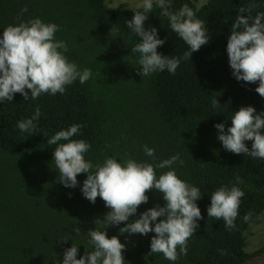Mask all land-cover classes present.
Listing matches in <instances>:
<instances>
[{
	"label": "trees",
	"instance_id": "obj_1",
	"mask_svg": "<svg viewBox=\"0 0 264 264\" xmlns=\"http://www.w3.org/2000/svg\"><path fill=\"white\" fill-rule=\"evenodd\" d=\"M108 1L0 0V34L8 25L35 18L54 23L59 27L55 39L66 42L69 49L64 53L68 61L92 72L88 81L81 84L77 79L63 94L45 93L25 101L16 93L11 102L0 103V264H62L64 250L72 244L78 247L76 259L94 250L87 232L103 231L104 225L94 221L110 209L99 197L94 204L83 197L80 189L86 174L77 176L75 188L60 184L52 161L57 145L47 143L73 124L81 128L72 139L90 145L85 159L93 164L105 158L155 164L178 154L184 163L173 165L177 176L201 190L196 204L202 219L187 242V255L175 262L162 254L148 255L154 233L121 235L123 223L109 226L108 238L117 236L126 244L122 253L126 264H245L264 255V247L245 252L247 232L264 212V160L225 151L214 127L224 123L226 131L240 107L264 112V98L255 92L258 83L237 81L226 53L239 8L257 5L250 13L255 17L264 12V0H208L200 8L194 0H171V11L187 4L196 18L205 21L210 39L190 60L181 59L175 75L165 70L148 77L137 74L139 54L131 52L141 38L126 26L136 9H110ZM24 8L27 11L21 12ZM144 27L156 28L157 37L165 40L158 53L182 58L189 50L155 5ZM213 98L221 107L212 106ZM37 107L41 115L34 121L36 129L21 132L17 122L31 118ZM245 144L251 150L252 142ZM145 145L155 150L154 158L145 155ZM168 170L156 169V174ZM237 176L243 183H236ZM222 186L244 192L234 229L207 216L210 196ZM146 195L148 202L130 220L156 205L164 206L161 194ZM248 212L251 221L244 222ZM76 227L81 234L74 232Z\"/></svg>",
	"mask_w": 264,
	"mask_h": 264
},
{
	"label": "clouds",
	"instance_id": "obj_2",
	"mask_svg": "<svg viewBox=\"0 0 264 264\" xmlns=\"http://www.w3.org/2000/svg\"><path fill=\"white\" fill-rule=\"evenodd\" d=\"M154 5L160 9V15L166 17L170 29L188 46L182 58L164 56L157 48L164 45L165 40L157 37L156 28H145L148 14ZM255 4L239 8V13L231 25L227 39L226 53L232 76L237 81L247 84L258 83L255 92L264 98V12L250 15ZM171 0H141L135 5L131 20L126 26L140 37V42L131 49L138 53L137 63L140 68L137 74L148 77L156 72L167 70L175 75L181 59L190 60L192 53L209 42V34L205 21L196 18L195 12L187 5L171 11ZM142 9V11H140ZM27 11L26 8L21 12ZM248 13V15H244ZM59 30L54 23H44L39 18L22 21L18 25H8L0 34V103L11 102L13 96L19 93L25 101L36 100L42 94H63L65 88L77 79L81 84L88 81L92 75L90 69H78L69 62L64 53L68 52L66 42L55 39ZM111 31H118L112 29ZM28 90L31 95L29 96ZM212 106L221 107L216 98L211 100ZM230 103V101H229ZM41 115L40 108L35 109L29 119L17 122L21 132H32L36 129ZM231 126L225 131L224 123L214 125L218 130V140L225 151L236 155H248L264 160V112L257 114L251 106L240 107L230 118ZM81 125L73 124L66 130H60L47 140L49 145H57L52 152L53 160L60 184L65 188H75L77 176L86 174L81 193L85 199L95 203L99 197L106 208L110 209L103 219L97 218L95 225L103 224L104 230H90L88 243L93 251L86 252L76 259L78 247L73 245L64 250L62 264H126L122 255L126 244L120 242L117 236L108 238L106 229L118 226L119 234H140L145 236L154 233L150 240L148 255L162 254L163 257L175 262L180 255H187L188 240L199 227L197 221L202 219L196 204L201 197V190L181 180L174 164L183 166L184 161L179 155H173L159 163L137 162L128 158L123 163L115 158H105L102 163L93 164L85 159V153L90 145L84 140L72 139L80 130ZM66 141V143H59ZM251 141V150L245 142ZM147 157L154 158L155 150L144 146ZM171 169L159 176L156 169ZM236 183H243L239 176ZM149 191L162 195L164 206L156 205L135 217L140 205L148 202ZM244 192L236 186L220 187L210 196V206L207 216L222 220L225 227L234 229L238 209ZM252 213L248 212L244 222H250ZM158 218L159 222H157ZM79 235L80 229L74 228ZM65 243L67 240H62ZM179 248V253L177 252ZM221 255L225 254L221 250Z\"/></svg>",
	"mask_w": 264,
	"mask_h": 264
},
{
	"label": "rangeland",
	"instance_id": "obj_3",
	"mask_svg": "<svg viewBox=\"0 0 264 264\" xmlns=\"http://www.w3.org/2000/svg\"><path fill=\"white\" fill-rule=\"evenodd\" d=\"M208 0H194L197 8L202 7ZM141 0H111L106 2V6L110 9H126L135 10V5ZM264 247V212L250 226L246 235L245 252L252 253ZM245 264H264V255L252 259Z\"/></svg>",
	"mask_w": 264,
	"mask_h": 264
}]
</instances>
